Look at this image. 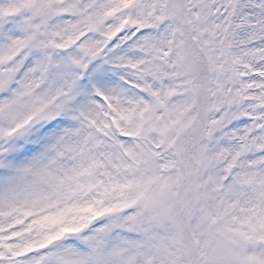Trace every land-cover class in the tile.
Returning a JSON list of instances; mask_svg holds the SVG:
<instances>
[{
  "label": "snow or ice",
  "instance_id": "snow-or-ice-1",
  "mask_svg": "<svg viewBox=\"0 0 264 264\" xmlns=\"http://www.w3.org/2000/svg\"><path fill=\"white\" fill-rule=\"evenodd\" d=\"M0 264H264V0H0Z\"/></svg>",
  "mask_w": 264,
  "mask_h": 264
}]
</instances>
